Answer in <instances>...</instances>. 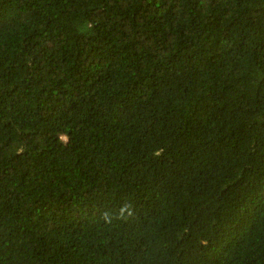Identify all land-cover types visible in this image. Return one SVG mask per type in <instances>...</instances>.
I'll use <instances>...</instances> for the list:
<instances>
[{"label":"trees","instance_id":"obj_1","mask_svg":"<svg viewBox=\"0 0 264 264\" xmlns=\"http://www.w3.org/2000/svg\"><path fill=\"white\" fill-rule=\"evenodd\" d=\"M0 264H264V0H0Z\"/></svg>","mask_w":264,"mask_h":264},{"label":"rangeland","instance_id":"obj_2","mask_svg":"<svg viewBox=\"0 0 264 264\" xmlns=\"http://www.w3.org/2000/svg\"><path fill=\"white\" fill-rule=\"evenodd\" d=\"M66 138V136H64Z\"/></svg>","mask_w":264,"mask_h":264}]
</instances>
